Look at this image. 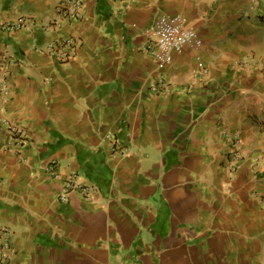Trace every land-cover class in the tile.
<instances>
[{
    "label": "crops",
    "instance_id": "1",
    "mask_svg": "<svg viewBox=\"0 0 264 264\" xmlns=\"http://www.w3.org/2000/svg\"><path fill=\"white\" fill-rule=\"evenodd\" d=\"M58 2L0 0V22L38 23L0 33L11 87L0 121L30 135L12 146L0 126L11 264H264V0H85L80 21L47 33ZM165 14L196 30L170 66L143 48ZM62 36L80 40L78 61L45 51ZM161 76L167 92L155 93ZM236 135L243 160L231 174ZM114 141L129 153L113 156ZM73 173L93 199L58 200Z\"/></svg>",
    "mask_w": 264,
    "mask_h": 264
},
{
    "label": "built area",
    "instance_id": "2",
    "mask_svg": "<svg viewBox=\"0 0 264 264\" xmlns=\"http://www.w3.org/2000/svg\"><path fill=\"white\" fill-rule=\"evenodd\" d=\"M85 0H59L55 17L44 24L42 29L47 33L55 32L62 24L80 21L83 18ZM264 19V14L262 15ZM158 26L147 31V44L143 47L151 53L155 61L161 65L170 66L174 63L176 55L182 53L196 38V30L190 25L188 19L181 14H165L161 17ZM36 19L21 17L16 20H3L0 22V33L10 35L20 31H31L37 27ZM80 40L74 36L57 37L49 42L45 51L56 58L63 65L71 64L79 60ZM249 61H242L238 64L240 69L251 67ZM264 71V66L262 67ZM9 73L5 71L0 78V100L6 104L11 99V87L8 82ZM209 71L202 64L199 65L195 79L206 85ZM153 92H167V85L164 77L161 76L159 84L152 87ZM0 126L8 135L9 144L23 147L30 139L29 131L22 125L16 124L9 118H2ZM110 151L113 156L127 155L128 148L114 141L111 143ZM243 160L242 140L239 135L231 139L228 152V171L234 174L238 164ZM55 178H59L57 163L54 161L49 167ZM79 194L86 200L93 199L98 194V189L80 180L77 174L73 173L63 182L58 193V200L67 203L70 195ZM264 203V201L262 200ZM11 229L7 225L0 224V264H11L15 258L10 242Z\"/></svg>",
    "mask_w": 264,
    "mask_h": 264
}]
</instances>
